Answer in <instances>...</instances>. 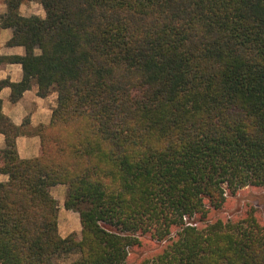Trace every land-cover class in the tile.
Wrapping results in <instances>:
<instances>
[{"label": "trees", "instance_id": "16d2710c", "mask_svg": "<svg viewBox=\"0 0 264 264\" xmlns=\"http://www.w3.org/2000/svg\"><path fill=\"white\" fill-rule=\"evenodd\" d=\"M30 2L44 18L20 13ZM5 4L25 54L0 57L23 70L0 91L58 99L30 160L0 112V264H130L148 245L131 263L264 264V222L217 216L264 191V0ZM60 185L80 238L59 233Z\"/></svg>", "mask_w": 264, "mask_h": 264}, {"label": "crops", "instance_id": "0c3cea01", "mask_svg": "<svg viewBox=\"0 0 264 264\" xmlns=\"http://www.w3.org/2000/svg\"><path fill=\"white\" fill-rule=\"evenodd\" d=\"M6 0H0V15L7 11ZM20 13L22 14V7ZM12 29H3L0 27V57L1 56H23L25 49L23 47H8L7 43L13 37ZM23 78L22 66L19 64H7L0 68V81L10 80L13 83L21 82ZM11 89L3 88L0 91L1 110L0 112L11 120V122L22 129V134L16 139L17 151L20 159L30 160L37 158L41 154V139L34 132L41 125H48L51 122L53 110L57 105V94L52 93L46 98L38 95L37 86H33L31 90L24 93L23 97L17 102H11ZM29 120V124L23 127L25 120ZM6 146V137L0 134V151ZM8 181V176L0 174V183ZM60 191L66 195L67 188L65 186H57L52 189ZM54 198L58 201L59 198ZM62 203V201L60 202Z\"/></svg>", "mask_w": 264, "mask_h": 264}, {"label": "rangeland", "instance_id": "374dc122", "mask_svg": "<svg viewBox=\"0 0 264 264\" xmlns=\"http://www.w3.org/2000/svg\"><path fill=\"white\" fill-rule=\"evenodd\" d=\"M22 15L30 17L33 15L44 18L45 11L42 6L35 2L24 4L22 7ZM67 193V192H66ZM54 196L59 198V233L63 238L70 235H77L81 237V223L78 213L66 210L64 207L66 195L60 191L55 190ZM53 196V197H54ZM62 201V203H60ZM247 213L253 214L258 220L264 222V191L252 190L247 188L243 190L235 199L229 200L228 205L224 207L223 211L217 214L218 217L228 220H240L246 217ZM146 251L138 252V254L132 256L131 262L136 258L145 257V259L153 257L160 245H148ZM137 256V257H136ZM77 256H71L67 261H74ZM129 262L130 264H133Z\"/></svg>", "mask_w": 264, "mask_h": 264}]
</instances>
